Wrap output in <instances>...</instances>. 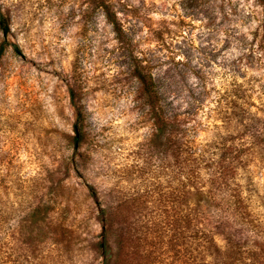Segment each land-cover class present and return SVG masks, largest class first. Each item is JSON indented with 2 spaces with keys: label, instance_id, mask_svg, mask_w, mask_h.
Here are the masks:
<instances>
[{
  "label": "rangeland",
  "instance_id": "rangeland-1",
  "mask_svg": "<svg viewBox=\"0 0 264 264\" xmlns=\"http://www.w3.org/2000/svg\"><path fill=\"white\" fill-rule=\"evenodd\" d=\"M0 13V264H103L106 229L111 264H264L262 4L0 0ZM137 65L178 114L167 134ZM197 188L211 245L179 219L183 238L171 230Z\"/></svg>",
  "mask_w": 264,
  "mask_h": 264
},
{
  "label": "trees",
  "instance_id": "trees-1",
  "mask_svg": "<svg viewBox=\"0 0 264 264\" xmlns=\"http://www.w3.org/2000/svg\"><path fill=\"white\" fill-rule=\"evenodd\" d=\"M260 4L264 6V0H257ZM106 8V13L108 16V19L114 24L115 29L121 33L122 28L117 26V20L113 13L110 12L107 4H102ZM0 27L2 28V31L4 35H8L10 31V26L8 23V18L0 13ZM144 66V72L141 66L137 65L135 67L134 74L135 76L142 82L144 87V105L147 114L150 116L154 123V127L156 129V134L158 136L167 134L171 130H174L175 127H179V119L178 114L176 112H173L169 106L167 99L164 97V92H162L161 88L157 84V81L155 80L154 76L145 69ZM73 103L77 106V102L75 98L73 97ZM80 115H81V110ZM77 131L79 132V129L77 128ZM206 152V150H204ZM204 154V153H203ZM201 154V156L203 155ZM222 160V157H221ZM204 194L206 196H209L203 189L197 188L195 195L196 199H198L199 202H201L202 198L204 197ZM184 198V195H183ZM207 200V199H205ZM196 201V200H195ZM197 203V208H195L192 212H182L179 217L176 219L174 218L172 222V231H176L177 234H174L175 239L183 238L185 229L189 228L190 226L193 229V235H195V238H197L198 241L206 243L208 245H211L214 243V237L212 236V233L210 232V229L202 228L204 221L208 220V211L206 208H203V203ZM193 209V208H192ZM106 217V221H108L109 214H107V210H103ZM178 219L180 220V227H178ZM107 229L104 233V239L101 242V248H102V256H103V264H111L113 259V246L111 244V240L109 239V236L107 234ZM202 244V243H201ZM205 246V245H204ZM181 250L178 252L180 254ZM191 264H200L196 259H192Z\"/></svg>",
  "mask_w": 264,
  "mask_h": 264
}]
</instances>
